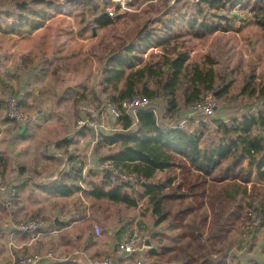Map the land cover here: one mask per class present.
I'll use <instances>...</instances> for the list:
<instances>
[{"label":"trees","instance_id":"obj_1","mask_svg":"<svg viewBox=\"0 0 264 264\" xmlns=\"http://www.w3.org/2000/svg\"><path fill=\"white\" fill-rule=\"evenodd\" d=\"M77 1L81 3V0ZM188 1H180L174 8L164 4L163 18L175 15L178 7L189 5ZM246 1L198 0L195 16L190 17L187 12H183L179 16L169 17L167 21L158 20V23L163 24L161 35L158 36L159 29L145 27L141 31L143 33L140 38L119 44L109 54L103 56L102 60H106L107 65L102 70V93L116 105L136 98H147L153 103H159L164 106L166 115L164 124L160 123L151 110L139 111L136 116H129L124 112L118 121L119 132L104 135L97 146V151L104 147L111 149L116 147L117 151L114 154L100 160L115 162L118 168L135 174L136 181L113 186L105 173L99 174L91 170L89 174L96 177V180L90 182L88 189H83L79 185L83 170L77 161L78 158L64 148L65 145L69 146L74 142L66 140L57 143L54 147L62 148L63 154L66 155L64 157L80 167L71 168L70 171L61 174L58 180L48 184L49 186L45 189L51 194L65 197H69L73 192H82L84 197L90 200L92 209L90 215L94 214L96 220L101 218L97 216V210L98 212L100 209L103 210L104 204L123 205L128 209L137 208L140 198L147 202L148 209L156 219L155 226L159 227L170 219V213L166 210L168 202L184 199L185 196L193 194V188L191 190L188 187V191L182 190L183 182L179 180L176 184L177 178L175 175L172 176L173 170L178 168L176 167L178 158L189 163L195 171L194 175L200 174L197 178L201 180L211 176L229 162L227 171L235 175L232 178L234 182L228 190L235 193V196L247 195L248 185H252L242 219L246 223L245 233L259 231L250 229L252 224L250 214L252 213H257L262 217V227H264V210L257 203L260 201L259 192L262 190L257 184L264 185V111L256 112V109L249 105L245 107L242 117L233 118L229 122L225 118H216L215 115L209 119L192 117L185 129L173 128V124L186 116L191 106L202 103L208 96L224 102L218 114H225L228 107L225 99L234 90L236 77L242 71L237 66L230 68L225 57L219 54H217L218 59L212 55H206L202 61H193L192 52L180 42V35L174 33L176 22L180 20V22H189L190 34L196 38H202L205 33L209 32H231L234 30V20H239V16L234 15V19H231L219 13L235 5L242 6ZM260 1L255 4L259 7H253V13L255 23L264 29V0ZM86 4L91 6L89 1H86ZM13 8L16 11L7 10L6 15L9 18L18 15V24L3 28L0 22V33L33 34L42 29L47 21L57 13L53 3L44 0H26L14 5ZM106 8L95 5L91 9L95 25L102 28L115 22L108 16ZM211 12L216 13L211 17L220 19L219 23L207 22ZM200 19H204L203 22ZM223 22L227 26L223 27ZM152 49H158L159 52L149 54ZM147 54L149 56L145 58ZM221 63L223 64L220 69L226 71L224 74H221L217 68V65ZM258 80L257 72L254 70L246 76L240 95L264 104V83H259ZM84 98L85 96L82 95L80 99L84 100ZM61 161L63 163V160ZM160 174L170 176L162 180L158 178ZM71 183L77 184L72 185ZM170 188L173 189L168 192ZM16 189L18 192V186ZM180 190L186 194L180 196L181 194H178ZM228 190H225V193L229 197L231 194ZM18 199L17 195L15 203ZM0 208L7 209L1 206ZM90 218L85 215L83 220L87 222ZM80 219L82 217L75 221ZM45 222L49 226V232H52L48 233L49 235L59 229L63 232L67 231L70 226L69 222L57 226L52 219H46ZM120 224L122 229L117 236L121 241L125 232L131 230V223L124 224L122 221ZM95 235V232L89 234V241H95ZM149 255L158 256L159 254L152 249ZM67 264H84V262L70 260Z\"/></svg>","mask_w":264,"mask_h":264},{"label":"rangeland","instance_id":"obj_2","mask_svg":"<svg viewBox=\"0 0 264 264\" xmlns=\"http://www.w3.org/2000/svg\"><path fill=\"white\" fill-rule=\"evenodd\" d=\"M25 1L26 0H0V22L3 28H7V26H12L13 24H18V15L13 18H9L6 15V12H8L7 10L16 11L13 6ZM44 1H51L53 3L54 10L57 12L55 13L56 15L47 21V24L40 29L39 32H37L35 38H21L18 34L4 36V33H0V62L1 64L9 63L11 67H14L17 64H22L21 58H23L24 54L28 55V52H33L32 56L35 58V61H33L32 64L40 63L37 67V69H39L38 75L43 74L47 78L46 82H43L44 88L40 90L44 107L49 108V110L55 114L54 116L59 118L58 120L53 119L49 122V124L46 123L45 129L41 130L39 134L40 139L43 140L42 145L39 142L41 140L37 139L35 147L45 152L53 145H56L57 143H50L48 146H45L47 140H52V135L49 138H47V136L54 133L59 134L58 138H56V142L58 143L61 140H66V138H73L72 141L76 142L74 145L78 146L81 141H83V144H85L84 146L88 148L91 154L88 155L87 162L89 163H87V168L85 170H90L91 168V170L94 171L92 168V159H103L109 157L117 151L116 147H112L113 149L110 147H104L100 151H97L99 142L105 134H115L120 130L119 125L111 118L110 115H101L98 113V111L103 107L106 99H108V96L102 93L101 87L102 70L105 65H107L106 60H102L103 56L109 54L110 51L116 48L119 44L131 40L135 41L137 38H140L141 33H143L141 31L145 27L155 30L159 29L160 32H158V36L161 35L163 24L158 23V20L167 21L169 17L172 18L173 16H179L183 12H187L190 17L195 16V8H197L196 3L198 0H189V5L178 7V10L175 11V15L165 16L164 18V4H167L170 8H174L180 1L186 0H131V11L120 13L119 16L114 19L115 22L112 25L103 28L95 25V18L93 17L91 9H93L95 5H99L101 8L107 7L106 10L109 7H115V5H113V0H81V3L77 0ZM86 1H89L91 6H87ZM120 1L123 2L124 0ZM247 2L249 4H247ZM258 2L261 1L247 0L242 6L235 5L234 7H229L227 10L219 13V15L222 16H229L231 19H234V15L239 16V20H234V30L231 32H209L205 33L202 38H196L193 34H190V23L182 21L184 22V24H182V22H180V18V21L176 22L177 24L174 27V33H178L180 35V42L184 43L186 48L192 52L191 55L193 57V61H202L206 55H212L218 59L217 54H219L225 57L230 68L237 66L242 69L240 75L236 77L234 90L225 99V104H227L228 107L225 110V114H222L223 116L218 114V110L224 102H219L217 99L215 100L217 112L215 117L225 118L228 120L227 122L233 118L242 117L245 112V107L249 105H252L253 108L256 109V112L264 111L263 103H258L255 99H250L247 96L240 95L246 76H249L254 70L257 72L259 77L258 82L264 83V29L255 23L253 13V7H259V5H255ZM41 5L44 6L46 4ZM212 14L216 13L211 12L207 22L210 24L219 23L220 19L212 18ZM190 17L188 19H190ZM245 19H247L246 22L242 23ZM203 20L204 19H200L201 22H203ZM222 26L225 27L227 24L223 22ZM180 27L182 28L181 30ZM36 44L39 45V48ZM153 52L158 53L159 51L158 49H152L149 51V54ZM149 54H147L145 58H147ZM54 55L60 58L58 61H55V66L53 67L51 64H47L46 66V63L44 62L46 60H51ZM28 59L26 64L29 62ZM223 63L217 65L221 74H224V72L226 73L224 69H220L222 68L221 65ZM4 67L5 66L0 65L1 76L4 72ZM82 95L85 96L84 100L80 99ZM81 108L87 109V113L90 118L91 115L93 116L92 123L94 125L102 124L104 127L101 130V134L103 136L99 137V141L97 143L96 139L98 138L97 136L99 132L93 128L84 130L86 133L83 140L82 137L80 138L79 136L74 135L78 131L77 122L79 120V115L81 114ZM26 114L27 116L29 115L27 112ZM159 121L161 124H164L163 118H160ZM52 142H55V140ZM64 156L66 155L64 154L62 157H59L60 161L55 163V165L53 164L52 171H50V173L54 172L53 174H44L43 183L52 181L53 177L56 176L55 173H59L63 164L61 160L66 158ZM176 164V167L178 168L173 170L174 172L172 176H176V184H178V181L181 179V182L184 184L182 190H187L184 182L186 181L190 184V181L196 180L197 177L193 174V172L189 171L186 166H184L185 164L182 159L178 158L176 160ZM228 165L229 162L225 163L224 169ZM168 176L170 175L160 174L158 178L166 180ZM203 180H205V178H203ZM172 189L173 188H170L168 192ZM207 189L208 188H206V191ZM182 190L178 191V194H186V192ZM206 191L203 187L201 188V193H205ZM135 197L138 198L137 195H135ZM67 200L68 199L62 200L60 201V204L57 205H61L62 207L64 206L65 209H74L78 206L75 199L69 201ZM191 200L192 201L185 202L181 200H173L168 202L166 210L170 212L171 219L159 227L155 226L156 219L152 216L151 210L148 209V204L145 200H141L139 198L138 201L140 202L138 207L130 209L123 205L115 206L106 203L103 206V210L100 209L99 212L97 210V216L101 217L99 220H96L93 214L90 215L91 218L89 221L76 224L77 221H74L76 220L75 217H71V219L73 218L72 220L74 223L70 230L64 231L62 234H48L46 237H41L40 243H35L38 245L35 251L28 252L25 255L28 256L37 252V254L44 257V259L47 258L50 253L53 258H59L61 255H71L73 257L78 256L79 258L81 256L82 259H85L82 254L86 253L88 258L96 259L92 257L93 255L91 253L84 252L82 250V245L80 244L81 241H78L76 236L81 235V238L84 239L89 235V233L95 232L96 227H99L102 233L100 236L95 235V239L103 241L106 240L105 236H107V231H111L115 228H121L122 226L120 222L122 223L123 221L124 224L131 223L130 229L132 231L129 230L128 232L131 231L136 233L145 240V243L143 242L141 246L142 251L138 254L139 258H136L135 260L142 259L144 264H153L156 262L169 264V260L173 259L177 261L172 262L171 264H179L180 262H178V260H184L183 248L185 240H183L180 236L181 232H174L172 229L169 232V228H173V225H175V223H173L175 217L186 208L189 206L192 208H199L193 199ZM246 202H248V200L244 197H238L234 202L231 201L229 203L223 200H215L214 228H217L218 230L220 225L227 218V212L239 208V206H242L244 203L246 207ZM47 206L56 207L53 204L48 205V203H46L45 207L48 208ZM243 214L241 220L236 225V246L238 245V241L243 239V234L246 232L245 230H247V228H244L246 223L242 221ZM195 216V213L191 215V217H193V221H191L190 218L188 221L189 225H187L184 229L188 236V242H191V247L188 249V252H191V250L194 251L193 249H197V245H199L194 241L196 234L194 231L196 230L190 228L191 225H193L191 223H194L196 220ZM38 217L46 224V219L44 218L45 216L42 215L28 217L24 223L31 222ZM263 229L264 228L262 226L258 229L257 242H261L264 238ZM128 232H125V234ZM206 235L208 238L212 234L209 235V232H207ZM169 236L170 239L168 238ZM147 238H150L152 248L153 250L155 249L158 254L163 253L162 248L164 246L172 245L175 246V249L168 256L160 255L150 257L149 248L145 246ZM70 239H74V243L69 244L68 246L66 244L69 243ZM214 239L215 241L211 245L213 246V249L210 252H205V255L208 254L210 257L211 254L212 258H224L229 253L230 244L227 242L228 239ZM178 240H180V242ZM199 253L200 252L198 250V254ZM105 257L103 256L99 258L103 259ZM195 258L196 256L194 257V255H190L187 257V261H189L190 264H198L196 263ZM197 259L199 258L197 257ZM84 264L89 263L88 261H84Z\"/></svg>","mask_w":264,"mask_h":264},{"label":"crops","instance_id":"obj_3","mask_svg":"<svg viewBox=\"0 0 264 264\" xmlns=\"http://www.w3.org/2000/svg\"><path fill=\"white\" fill-rule=\"evenodd\" d=\"M37 32L39 31H36L30 35L25 34L18 36L21 38H35ZM14 34L15 33L9 32L4 33V36ZM36 46L39 48L38 44H36ZM28 53V55L24 54L23 58H21L22 64H17L14 67H11L9 63L1 64L0 62V65L5 66L2 76L0 75V186L15 184L18 186L19 192V199L10 209L0 208V264H18L22 256L28 252L35 251V249L38 247L37 244L40 243L41 237L38 239V241L32 242L26 236H21L16 231H14L15 226H17V224L24 223L28 217L42 215L48 220H54V223H56L55 220L58 219L60 223L56 224L57 226L69 222L70 226L67 228V230H70L75 221H73V218L71 219V217H75L76 220H78L79 217H82V219L77 221L76 224L84 223L86 222V220H83L84 216L86 215L89 217L92 210L90 200L84 197L82 192H73V194L69 197H65L59 196L57 194H51L49 191H47V189H45L49 186L48 184L54 183L55 181H47L43 183L44 174L54 173H50V171H52V166L60 160L59 157H62L64 152H62V148H55V145L47 149L45 152L35 147L37 139H40V131L45 129L46 123L49 124V122H51L53 119L58 120L59 118H56V116H54L55 114H53L49 108L44 107L40 90L44 88L43 82L45 83L47 78L43 74L38 75L39 69H37V67L40 63L32 64L33 61H35V58L32 56L33 52L30 51ZM52 57L53 58L51 60H46L44 62L46 63V66L47 64H51L54 67L56 63L55 61L60 59L55 55ZM27 59L29 60L28 64H26ZM14 95L20 98V103L23 110H26V112L29 114V121L26 125H20L7 119L8 105L6 98ZM85 133L86 132L84 130H80L74 135H77L80 138L82 137L83 140L85 138ZM51 135L52 140H47L45 146H48L50 143H58L56 142V138H58L59 134H50L47 136V138H49ZM72 139L73 138H66V140L69 141H72ZM40 140L41 141L39 142L42 145L43 140ZM53 140H55V142H52ZM66 140H61L59 143L65 142ZM75 143L76 142L74 141V144ZM74 144L69 146L65 145L64 148H67L70 154L78 158L77 161L83 170L79 185L83 189H88L90 182L96 180V177H93L91 174H89L91 168L90 170H85L87 168V163H89L87 162L88 155L91 154L88 148L84 146L85 144H83V141H81L80 145L78 146H75ZM100 159H92L93 169L96 163L101 161ZM184 164L188 170H191V172L195 174V171L192 169L189 163L184 162ZM227 170V167L224 169L223 165L214 174L206 177L205 180H199L197 178L196 180H191L190 184H188L186 181L184 182L185 187H189L191 190L193 188V194L191 196H185L184 199L180 198L179 201L181 200L185 202L192 201L191 199H193L199 208H192L189 206L175 217L173 222L175 225H173V228H169V232L171 229L174 232H181L180 236L183 238V240H185V245L183 248L184 260H178V262H180L179 264H190V262L187 261V257L190 255H194V257L196 256L195 259L196 263L198 264H264V238L261 240V242H257L258 232L250 234L244 233L243 239L239 240L238 245L236 246V225L242 218L243 210L245 209V203L242 206H239V208L227 212V218L220 225L218 230L217 228H214V208L216 206L214 205L215 200H223L227 201L228 203L231 201L234 202L238 197H244L248 200L249 195L251 194V184L248 185V196L243 194L235 196V193L228 190V188H230L229 186L234 182L232 178L235 174L230 173L231 171L229 172ZM94 172H97V170L94 169ZM198 176H200V174L196 175V177ZM180 181L182 180L180 179ZM71 184L76 185L77 183ZM257 186L262 188V190L259 192L260 201L257 203L258 206L263 207L264 210V198H262L264 194V185L257 184ZM202 187L205 191L206 188H208L205 193H201ZM225 190H228L231 196L228 197L225 193ZM65 199H68L67 201L75 199L78 206L74 209H65L64 206L62 207L61 205H57L60 204V201ZM46 203H48V205L53 204L56 207L47 206L48 208H46ZM193 213L196 214V220L194 223H191L193 225H191L190 228L196 230L194 231V233H196L194 241L199 245H197V249H193L194 251L191 250V252H188V249L191 247V242H188V236L184 229L187 227V225H189L188 221L190 218L191 221H193V217H191ZM121 229L122 228L112 229L108 232L109 235L107 234V236H105L106 240L103 241L95 240L91 242L88 239L89 235L84 239L81 238V235H77L76 239L81 241L80 244L82 245V250L84 252L91 253L93 255L92 257L94 258L114 256L117 259L122 260L117 248V245L120 241L118 240L117 233ZM262 231H264V229ZM207 232H209V235L212 234L208 238L206 237ZM59 233L62 234L63 231L59 229L52 235ZM89 234L91 235L93 232ZM168 238L170 239V236ZM214 238L228 239L227 242L230 244L231 248L229 246V253L224 258H212L211 254L210 257L208 254L205 255V252H210L213 249V246L211 245L215 241ZM178 241L180 242V240ZM73 243L74 239H71L66 245L69 246V244ZM152 249V247L149 248V254ZM174 249L175 246L172 245L164 246L162 248L163 253L159 254L158 256H168L171 252H173ZM198 250L200 252L199 254ZM82 255L83 257H88L86 253ZM70 256L71 255H61L57 260L58 262L43 260L39 264H67L70 260L84 262V259H82L81 256L80 258L78 256ZM149 256L156 257L152 255ZM197 257L199 259H197ZM136 258H139V256L136 255L133 260ZM176 261L177 260L171 259L169 260V264Z\"/></svg>","mask_w":264,"mask_h":264},{"label":"built area","instance_id":"obj_4","mask_svg":"<svg viewBox=\"0 0 264 264\" xmlns=\"http://www.w3.org/2000/svg\"><path fill=\"white\" fill-rule=\"evenodd\" d=\"M117 1V2H116ZM113 5L115 7H109L107 9V14L110 18L115 19L119 16L120 13L125 11H131L130 4L131 0H113ZM8 105V114L7 119L13 122H17L20 125H26L29 121V118L26 112L23 110L20 98L15 96H9L6 100ZM151 110L155 113L158 119L163 118V121L166 117L164 106L159 103H153L147 98H136L133 100H127L119 103L118 105L114 104L111 100L106 99L103 104V107L98 111L99 114L104 115L108 114L112 119L118 124L119 119L122 117L125 112L129 116H136L139 111ZM216 113V103L212 96H208L202 103L191 106L188 109V113L184 116L179 122L174 123L173 128L176 129H185L189 120L192 117H199L204 119H209L213 117ZM93 116L89 117L86 108H81V114L79 115V120L77 122L78 131L86 129H95L99 132L96 143L99 141V137L103 136L101 130L104 128L103 125L93 124ZM100 135V136H99ZM109 135V134H105ZM93 164V163H92ZM79 168L73 162H71L67 157L63 158V164L59 170V173L53 177L52 181L59 179L60 175L71 170V168ZM95 170L99 173H105L109 178L113 186H121L123 183H130L136 181V175L130 174L125 170L118 168L115 162L112 161H98L94 167ZM16 185L9 186H0V206L3 208L10 209L17 198L18 192ZM252 221L251 231L261 228L262 226V217L257 213L250 214ZM14 231H16L21 236H27L32 242L38 241L42 236H46L49 232V226L44 223L41 218H35L31 222L21 223L15 226ZM102 233L99 227L95 228V234L100 236ZM145 243L143 237H140L138 234L133 232L126 233L122 240L118 243L117 248L122 257V260L117 259L114 256L105 257L103 259H90L85 256L84 261H88L89 264H144L142 259L133 260V258L142 251V243ZM146 246V244H145ZM50 260L58 262L59 258H53L50 253L47 258L44 259L41 255L33 253L31 255H24L19 260L18 264H39L43 260ZM68 260V259H67Z\"/></svg>","mask_w":264,"mask_h":264},{"label":"water","instance_id":"obj_5","mask_svg":"<svg viewBox=\"0 0 264 264\" xmlns=\"http://www.w3.org/2000/svg\"><path fill=\"white\" fill-rule=\"evenodd\" d=\"M193 1H196V0H193ZM55 222H56V224H59V223H60L58 219H56ZM61 223H62V222H61ZM146 247H147V248H151V247H152V243H151V241H150V238H147V239H146Z\"/></svg>","mask_w":264,"mask_h":264}]
</instances>
